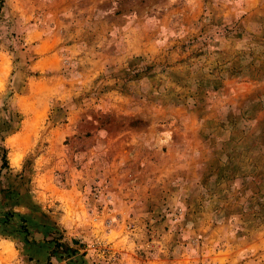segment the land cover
Instances as JSON below:
<instances>
[{
  "label": "rangeland",
  "instance_id": "rangeland-1",
  "mask_svg": "<svg viewBox=\"0 0 264 264\" xmlns=\"http://www.w3.org/2000/svg\"><path fill=\"white\" fill-rule=\"evenodd\" d=\"M0 264H264V0H0Z\"/></svg>",
  "mask_w": 264,
  "mask_h": 264
},
{
  "label": "trees",
  "instance_id": "trees-1",
  "mask_svg": "<svg viewBox=\"0 0 264 264\" xmlns=\"http://www.w3.org/2000/svg\"><path fill=\"white\" fill-rule=\"evenodd\" d=\"M4 161V163L6 162L5 160H3Z\"/></svg>",
  "mask_w": 264,
  "mask_h": 264
}]
</instances>
